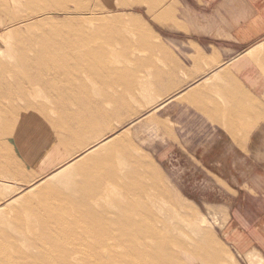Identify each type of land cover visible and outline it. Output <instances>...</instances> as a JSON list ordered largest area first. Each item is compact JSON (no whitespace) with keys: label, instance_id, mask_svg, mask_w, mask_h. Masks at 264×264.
Masks as SVG:
<instances>
[{"label":"rangeland","instance_id":"374dc122","mask_svg":"<svg viewBox=\"0 0 264 264\" xmlns=\"http://www.w3.org/2000/svg\"><path fill=\"white\" fill-rule=\"evenodd\" d=\"M158 2L5 0L0 119L33 113L41 133L15 153V185L0 184L18 191L0 207V264H264L246 252L264 238V162L205 125L165 133L178 56ZM100 24L99 40L120 34L106 62L76 35Z\"/></svg>","mask_w":264,"mask_h":264},{"label":"crops","instance_id":"0c3cea01","mask_svg":"<svg viewBox=\"0 0 264 264\" xmlns=\"http://www.w3.org/2000/svg\"><path fill=\"white\" fill-rule=\"evenodd\" d=\"M158 1L165 8L159 25L178 56L170 77L178 89L161 106L173 122V130L165 133L201 132L196 126L205 125L204 130L223 132L249 161L263 163L264 0ZM4 12L5 0H0V32ZM17 118L0 119V184L15 185V153L22 155L30 136L41 133L30 135V121L38 118L33 113ZM17 192L3 197L0 190V207ZM252 235L254 245L246 252L260 251L264 257V247H257L264 238Z\"/></svg>","mask_w":264,"mask_h":264},{"label":"bare ground","instance_id":"6f19581e","mask_svg":"<svg viewBox=\"0 0 264 264\" xmlns=\"http://www.w3.org/2000/svg\"><path fill=\"white\" fill-rule=\"evenodd\" d=\"M105 6H103V7H100V8H97V10H101V11H103L105 8H104ZM79 8V7H78ZM107 8H108V6H107ZM90 12H94V13H99V11H96V8L95 9H93V10H90ZM100 17V16H99ZM93 22H96V21H93ZM97 28H90V29H84V30H80L79 32H77L78 34H76V35H78V37L79 38H81L82 39V42H84V41H86V40H88L89 42H91L92 44L90 45V47H86V48H84V49H82L83 51H82V54L83 55H86V56H95L96 58H101L104 62H106V60L108 59V58H106L107 57V53H109L110 51H112L113 50V46L112 45H114V39L117 37V38H119V33L118 32H116V31H114L113 29H109L108 31V33H110V38L111 39H109V40H99L100 39V36H101V34L103 33V32H105V30H104V28H103V26H101V24L100 25H98V26H96ZM90 33H96V36L95 37H93V36H89L90 35ZM71 35V34H70ZM72 36H73V34H72ZM105 44V45H104ZM71 46V45H70ZM70 46H69V48H70ZM75 46V45H74ZM79 48V47H78ZM72 50V49H71ZM68 51V50H67ZM74 51V50H73ZM75 52H76V50H75ZM71 55V54H70ZM71 57H73L72 55H71ZM92 58V57H91ZM94 58V57H93ZM79 59V58H78ZM99 61V60H98ZM82 61H81V59H80V63H81ZM97 63V62H96ZM101 62H99V64H100ZM76 66V65H75ZM93 66H95V65H93ZM97 66V65H96ZM79 68V67H78ZM60 210V209H59ZM59 212V211H58ZM127 217V216H126ZM100 218V220H102L101 219V217H99ZM127 219V218H126ZM133 219V218H132ZM60 220V219H59ZM64 220V219H63ZM119 220V219H118ZM160 220V218H159V215H158V217L156 218V223H157V221H159ZM105 222H106V220H105ZM127 222H132V220L130 219V218H128L127 219ZM134 222V221H133ZM149 222H151L150 220H149ZM48 223V222H47ZM64 223H65V221H64ZM68 223V222H67ZM91 223V222H90ZM96 223V222H95ZM94 223V224H95ZM120 223V222H119ZM121 223H123L122 222V220H121ZM120 223V224H121ZM137 223H139V222H137ZM147 223V222H146ZM99 224V223H98ZM102 224H106V223H102ZM102 224H100V225H102ZM119 224V225H120ZM135 224V223H134ZM151 224V223H150ZM166 224V223H165ZM54 225V224H53ZM96 225V224H95ZM94 225V226H95ZM146 225V224H145ZM142 226L143 228V233L144 234H153V231L150 229V228H148V227H146V226ZM158 225V224H157ZM56 226V225H55ZM92 226V225H91ZM98 226V225H97ZM107 226V225H106ZM121 226V225H120ZM124 226V225H123ZM133 226V225H132ZM43 227V226H42ZM84 227V226H83ZM108 227V226H107ZM125 227V226H124ZM150 227V226H149ZM152 227H154L155 229H157L156 227V224H152ZM88 228H89V226H88ZM95 228V227H94ZM153 228V229H154ZM37 229V228H36ZM41 229H45L44 227L43 228H41ZM93 229V228H92ZM98 229H99V227H98ZM126 229V228H125ZM128 230H122V228H121V230H120V233H121V235L122 236H124L125 238H128V239H131V238H135V237H138V235L140 234V233H142L141 231H140V233L139 234H136V233H134V231H132L131 229H129V228H127ZM139 229V228H138ZM158 229H160V228H158ZM157 229V230H158ZM83 230V229H82ZM85 230V229H84ZM96 230V229H95ZM103 230V229H102ZM137 230V229H136ZM32 231H35V227H34V229H32ZM38 231V230H37ZM100 231V230H99ZM164 231V230H163ZM36 232V231H35ZM40 232V231H39ZM43 232V231H42ZM46 232V231H45ZM87 232V231H86ZM95 232V231H94ZM101 232V231H100ZM136 232H139V230L138 231H136ZM151 232V233H150ZM160 232V231H159ZM99 233V232H98ZM101 233H104V232H101ZM156 234H157V232H155ZM100 234V233H99ZM110 234V233H109ZM119 234V233H118ZM143 234V235H144ZM166 234V233H165ZM164 234V235H165ZM56 235V234H55ZM160 235V234H159ZM108 236H110V235H108ZM141 237H142V235H140ZM92 237V236H91ZM90 237V238H91ZM146 237V236H145ZM59 239H60V236H59ZM149 239H150V236H149ZM154 239V238H153ZM62 240V239H61ZM64 241V240H63ZM74 241H75V239H74ZM54 242V241H53ZM66 242V241H65ZM64 242V243H65ZM144 242V241H143ZM145 243V242H144ZM143 243V244H144ZM66 244V243H65ZM115 244V243H114ZM55 245V244H54ZM106 245V244H105ZM109 245H111V244H109ZM113 245V244H112ZM128 245H130V244H128ZM139 245H142V244H139ZM155 246H156V244H154ZM95 246V245H94ZM102 246V245H101ZM151 246H153L152 244H151ZM85 247V246H84ZM83 247V248H84ZM97 247V246H96ZM107 247V246H106ZM144 247V246H143ZM154 247V246H153ZM50 248V247H49ZM71 248V247H70ZM80 248H81V246H80ZM150 248H152V247H150ZM82 249V248H81ZM98 249V248H97ZM124 249V248H123ZM61 250V249H60ZM60 250H59V252H60ZM106 250H109V249H106ZM117 250H118V248H117ZM137 250V249H136ZM136 250H135V252H136ZM151 250H153V249H151ZM157 250H158V248H157ZM154 251V250H153ZM113 252H116V251H113ZM119 252H121V251H119ZM123 253L125 252V251H122ZM91 253V252H90ZM130 253V252H129ZM59 254V253H58ZM63 254V253H62ZM154 254V253H153ZM48 255V254H47ZM133 255V254H132ZM146 255H147V253H146ZM151 255V254H150ZM41 256L42 255H40V258H41ZM77 256V255H76ZM81 256V255H80ZM107 256H109V254L107 255ZM117 256H120V255H118L117 254ZM43 257V256H42ZM82 257V256H81ZM80 257V258H81ZM111 257V256H110ZM126 257V256H125ZM133 257H134V255H133ZM84 258V257H83ZM109 258V257H108ZM120 258H122L121 256H120ZM119 258V259H120ZM128 258V257H127ZM138 258V257H137ZM151 258V257H150ZM160 258V257H159ZM110 259V258H109ZM124 259V258H123ZM135 259V258H134ZM158 259V258H157ZM74 260H76V259H74ZM159 260V259H158ZM103 261V260H102ZM128 261V260H127ZM76 262V261H75ZM109 262V261H108ZM119 262V261H118ZM128 262H131V259H130V261H128ZM55 263V262H54ZM79 263V262H78ZM120 263V262H119ZM23 264H25V263H23ZM33 264H34V262H33ZM125 264V263H124Z\"/></svg>","mask_w":264,"mask_h":264}]
</instances>
